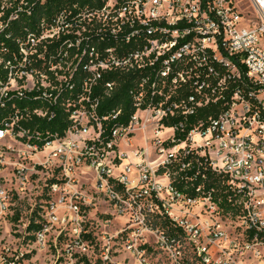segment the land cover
<instances>
[{"label":"built area","instance_id":"2783aa9c","mask_svg":"<svg viewBox=\"0 0 264 264\" xmlns=\"http://www.w3.org/2000/svg\"><path fill=\"white\" fill-rule=\"evenodd\" d=\"M65 19L59 15L39 36H29L17 53L0 58L5 71L0 77V105L25 91L38 92L41 100L59 103L69 113L70 126L63 135L56 133L40 145L29 141L27 131H15L22 117L14 115L0 128V140L14 136L34 156L45 154L41 165L60 171L46 183L48 197L57 195L58 204L75 195L70 190L75 177L87 174L85 170L93 172L96 193L113 203L114 212L129 218L134 235L153 234L176 264H264V0H113L112 12L105 5L87 19L103 27L111 19L114 37L124 27L133 29L126 41L144 31V45L121 54L114 48L98 51L82 34L85 28L74 31L78 25ZM112 70L150 71L155 76L137 84V108L129 124L113 129L112 139L104 143L102 120L108 117H97V99L89 109L85 103L102 74ZM83 71L88 78H81ZM106 87L115 85L109 82ZM183 87L194 90V95L166 108L170 95L165 96V89L175 92ZM148 89L156 100L144 103ZM217 102L224 106L217 116L190 129L184 141L164 145L174 140L177 127H165L164 120L175 109L182 107L187 115ZM33 114L53 115L43 109ZM140 126L144 133L152 127L156 139L152 152L156 158L147 163L138 161L150 156L146 147L128 149L123 139L121 151L117 142ZM164 130L171 131L166 138ZM192 152L225 176L238 193L239 214L223 225L214 223L219 213L210 195L189 198L171 183L168 166ZM3 195L0 192V201ZM70 210L77 214L79 207L71 204ZM203 213L207 219L201 221ZM149 214L166 220L174 234L148 226ZM35 232L36 240L43 242L44 226ZM79 235L71 240L70 249L82 247ZM183 241L194 251L195 260L184 259ZM133 242V238L127 241V248L139 254ZM0 264L22 263L12 257L0 258ZM138 264L148 263L139 259Z\"/></svg>","mask_w":264,"mask_h":264},{"label":"rangeland","instance_id":"374dc122","mask_svg":"<svg viewBox=\"0 0 264 264\" xmlns=\"http://www.w3.org/2000/svg\"><path fill=\"white\" fill-rule=\"evenodd\" d=\"M106 6L112 12L113 0H108ZM141 127L131 133L130 139L122 135L117 142L121 143V151L123 139L128 149L146 147L150 156L140 157L138 161L147 163L156 158L152 153L156 139L152 127L145 133ZM170 134V130L162 131L163 138ZM34 154L14 136L0 140V192L4 193L0 201V258L18 257L22 264H138L139 259L148 264H176L172 253L161 248L153 234L144 231L134 235L129 218L114 212L113 203L96 193L93 172L85 170L87 174L75 177L76 184L70 187L75 194L72 198L68 196L58 204L57 195L48 197L46 183L60 171L41 165L45 154ZM71 204L78 205L77 214L70 210ZM154 218L149 214L147 224L158 228V219ZM199 219L204 221L207 214L203 213ZM213 220L215 225H223L232 219L215 214ZM31 223L44 226L43 242L36 240ZM77 234L82 247L70 249ZM132 238L142 257L127 248V241ZM183 242L184 259L195 260L194 251Z\"/></svg>","mask_w":264,"mask_h":264},{"label":"trees","instance_id":"16d2710c","mask_svg":"<svg viewBox=\"0 0 264 264\" xmlns=\"http://www.w3.org/2000/svg\"><path fill=\"white\" fill-rule=\"evenodd\" d=\"M124 1V0H119ZM108 0H45L31 1L25 0H0V58L7 59L12 53H17L20 45H26L29 36H39L44 27L50 26L59 16H65V22H72L78 26L75 28L82 31V34L90 37V43L103 52L106 49H115L118 54L135 50L143 46V35H136L130 41L125 40V36L130 34L133 29L124 27L119 34L113 36V22L107 20L103 27L88 23L87 15L95 10L105 7ZM3 6V7H2ZM12 16V17H11ZM138 29V28H137ZM62 42H59L49 50H54ZM5 76V71L0 66V77ZM81 78H88V72H80ZM155 74L150 71L136 72H116L107 71L102 74L98 85L93 88L86 108L98 100L95 109L97 117H108L102 120L103 133L102 142L112 139V131L118 127H126L136 110L134 94L137 92V84L144 77ZM81 80V79H80ZM114 83L115 87L108 89L107 83ZM38 92H23L18 99H12L5 106L0 105V128L3 123L14 115L22 117L15 131L25 130L31 136L30 142L43 144L45 141L54 137V134L63 135L64 131L70 126L68 120L69 113L62 108L59 103H52L41 100ZM170 95L166 101V108L172 104H179L187 100L190 95H194V90L183 87L175 92L165 89V96ZM152 98L151 90H147L144 103ZM145 105V104H143ZM221 102L211 103L206 106L197 107L193 114L184 115L182 107L175 109V114L164 120L165 127H177L173 142H165L166 147H171L185 140L187 132L200 123H207L209 118L217 116L223 109ZM35 109H43L48 113L52 112V117H38L33 114ZM119 111L116 118L113 114ZM183 126V128L181 127ZM185 165V168L182 166ZM171 176V183L174 188L189 198L199 196H211L212 201L217 206L218 213L227 218H234L239 214L238 193L231 189L227 184V178L214 172L202 158L192 152L187 156H178V159L168 166ZM162 172V170H160ZM163 229H168V234H174V229L169 226L166 220L157 222ZM33 229L38 225L31 223Z\"/></svg>","mask_w":264,"mask_h":264},{"label":"crops","instance_id":"0c3cea01","mask_svg":"<svg viewBox=\"0 0 264 264\" xmlns=\"http://www.w3.org/2000/svg\"><path fill=\"white\" fill-rule=\"evenodd\" d=\"M132 159V161H134V159L133 158H131Z\"/></svg>","mask_w":264,"mask_h":264}]
</instances>
